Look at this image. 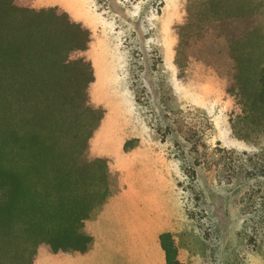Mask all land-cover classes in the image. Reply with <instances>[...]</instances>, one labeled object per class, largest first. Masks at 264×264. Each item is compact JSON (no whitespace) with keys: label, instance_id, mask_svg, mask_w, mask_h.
<instances>
[{"label":"rangeland","instance_id":"1","mask_svg":"<svg viewBox=\"0 0 264 264\" xmlns=\"http://www.w3.org/2000/svg\"><path fill=\"white\" fill-rule=\"evenodd\" d=\"M89 35L88 156L107 195L83 251L39 247L36 264H264V133L233 131L230 44L264 13L214 15L204 0H35Z\"/></svg>","mask_w":264,"mask_h":264},{"label":"trees","instance_id":"2","mask_svg":"<svg viewBox=\"0 0 264 264\" xmlns=\"http://www.w3.org/2000/svg\"><path fill=\"white\" fill-rule=\"evenodd\" d=\"M215 15L264 13V0H204ZM88 31L61 8L0 0V264H36L39 247L83 251L82 222L107 195L88 156L102 111L90 104ZM233 131L264 133V28L230 44ZM168 264L172 251L161 237Z\"/></svg>","mask_w":264,"mask_h":264}]
</instances>
